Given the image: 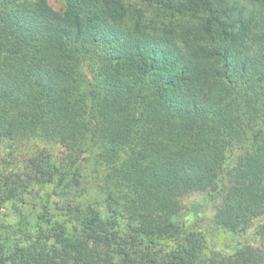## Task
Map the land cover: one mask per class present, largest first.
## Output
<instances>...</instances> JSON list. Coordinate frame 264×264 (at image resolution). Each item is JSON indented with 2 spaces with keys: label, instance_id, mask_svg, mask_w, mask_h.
Masks as SVG:
<instances>
[{
  "label": "trees",
  "instance_id": "1",
  "mask_svg": "<svg viewBox=\"0 0 264 264\" xmlns=\"http://www.w3.org/2000/svg\"><path fill=\"white\" fill-rule=\"evenodd\" d=\"M0 140V264H264V0H0Z\"/></svg>",
  "mask_w": 264,
  "mask_h": 264
},
{
  "label": "rangeland",
  "instance_id": "2",
  "mask_svg": "<svg viewBox=\"0 0 264 264\" xmlns=\"http://www.w3.org/2000/svg\"><path fill=\"white\" fill-rule=\"evenodd\" d=\"M52 8L60 10L64 7V0H48ZM35 148L12 144L0 140V176L10 172L25 169L29 156H32ZM214 202H211L204 192L190 193L182 197L183 209L173 217L176 223L185 225L191 229L203 230L206 232L209 245L215 249L225 251L231 250L236 241V235L231 234L212 221ZM5 206H9L5 203ZM3 221L0 211V223ZM3 235V233H1ZM247 239L254 244L262 245L264 242L258 239L253 233V228L247 231Z\"/></svg>",
  "mask_w": 264,
  "mask_h": 264
}]
</instances>
